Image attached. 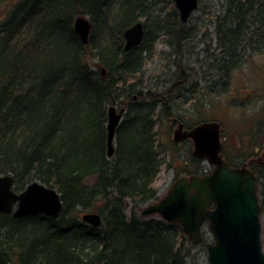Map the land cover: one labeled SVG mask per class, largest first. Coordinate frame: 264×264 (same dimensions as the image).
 <instances>
[{
    "label": "trees",
    "instance_id": "1",
    "mask_svg": "<svg viewBox=\"0 0 264 264\" xmlns=\"http://www.w3.org/2000/svg\"><path fill=\"white\" fill-rule=\"evenodd\" d=\"M223 3L219 11L227 14L215 19L219 42L225 21L226 42L264 30V0ZM0 14V176L11 174L17 193L39 182L57 190L63 202L57 218L0 214V264H206L198 250L205 237L194 244L178 223L140 215L159 201L154 185L164 157L170 155L172 169L183 157L173 141L165 149L164 126L171 131L175 117L188 130L206 122L199 113L190 120L194 114L176 115L175 87L143 90L156 41L145 39L123 51L125 30L156 17L162 19L155 30H164V45L177 43L173 49L180 50L189 30L174 0H0ZM78 17L92 25L88 44L75 32ZM248 61L219 70L221 78L229 80ZM119 104L126 114L109 158L107 113ZM259 133L264 139V131ZM185 157L176 180L207 174L191 148ZM253 172L264 245V166ZM83 211L100 214L102 226L82 223Z\"/></svg>",
    "mask_w": 264,
    "mask_h": 264
},
{
    "label": "water",
    "instance_id": "2",
    "mask_svg": "<svg viewBox=\"0 0 264 264\" xmlns=\"http://www.w3.org/2000/svg\"><path fill=\"white\" fill-rule=\"evenodd\" d=\"M183 24L188 23L199 7V0H174ZM75 32L84 44L91 35V23L86 17H78ZM125 50L140 46L144 41V27L136 23L124 32ZM104 75V72H103ZM124 109L119 113L108 112V155L115 154V139ZM192 139L194 156L206 160L213 170L204 176L192 175L179 178L168 194L159 202L148 205L142 217L159 216L170 223L182 226L188 239L194 244L202 241L201 229L205 222L214 237L207 244L208 264H264L263 222L257 192V176L247 166L232 168L223 158L221 125L206 122L190 132L179 129L174 141ZM63 210V202L57 190L39 182L16 193L14 179L0 176V212L13 214L15 219L45 214L57 217ZM83 220L93 227L102 225L98 214L84 215Z\"/></svg>",
    "mask_w": 264,
    "mask_h": 264
},
{
    "label": "rangeland",
    "instance_id": "3",
    "mask_svg": "<svg viewBox=\"0 0 264 264\" xmlns=\"http://www.w3.org/2000/svg\"><path fill=\"white\" fill-rule=\"evenodd\" d=\"M223 2L224 0H200L199 9L191 16L188 22V27L194 28L195 33L197 31L200 33L196 40L200 45L196 49V53L201 52L202 56L204 55L202 52L203 48L207 45L215 44L217 41L213 16L216 18L219 14L210 13L218 12L224 4ZM111 3L114 6L113 2ZM203 33H207L208 37L205 36L206 38L203 39ZM207 39V42L201 43ZM155 48L157 55L152 62L147 64L145 72L148 77H156V80L157 78H162V80L164 78L169 79L170 77L166 73L168 62L160 56L166 48L160 41L156 43ZM197 65L193 64L192 67L197 68ZM164 71L167 77H165V74L162 77H157L163 74ZM220 74L218 69L209 68L205 70V76L213 77L216 75L213 83L220 95L204 97L200 91L197 93L196 89L195 91L188 89L187 94L184 93L183 97L175 104V113L182 116V118L194 114L189 120L191 118L194 119L200 114L207 122H218L224 130V136L227 139L226 150L228 152L234 151L235 153L243 154L245 157L256 155V160L264 164V139L259 138L261 136L259 132L264 131V122H261V120L264 121V55H259L249 62H244L240 68L233 72L229 80L227 78L222 79ZM167 79L165 82L169 81ZM147 85L149 86L145 82L144 87L146 88ZM179 123L184 124L182 120L175 117L169 122V127L172 128L171 131L167 130V127L164 126L162 130V142L165 149L172 147L171 142L174 139V133L179 129ZM184 142H175L178 144L179 153L183 156L181 159L175 161V169L168 167L170 155L164 157L162 170L154 185L158 191L159 201L168 194L171 187L177 181L176 171L184 169L187 151L191 148V153L194 152L193 145L185 144ZM260 142L263 143L261 147H259ZM247 145L250 147L247 148ZM255 148L256 150H254ZM162 157L163 155L161 154ZM205 166L207 171L213 170V167L208 163H205ZM201 232L203 239L204 237L206 238V242L198 250L205 254L206 264H208L206 245L214 242L208 222H205Z\"/></svg>",
    "mask_w": 264,
    "mask_h": 264
},
{
    "label": "bare ground",
    "instance_id": "4",
    "mask_svg": "<svg viewBox=\"0 0 264 264\" xmlns=\"http://www.w3.org/2000/svg\"><path fill=\"white\" fill-rule=\"evenodd\" d=\"M174 3H175V1H174ZM198 9H199V7H198ZM220 10H222V7ZM211 14H227V13L225 11H219V13L216 12V13H211ZM213 17L215 20L216 19L215 16H213ZM143 21L144 20H142L140 22L144 27V40L150 39L152 41H156V43L158 41H160L164 44V35H163V33H161L164 30L163 31H160V30L156 31L155 30V29H157L156 27H159L162 19L160 17H156L154 19V21L149 22L147 25H146V22L145 21L143 22ZM214 22H215V33L217 36V41L215 42V44H210V45H207L205 48H203V50H202V52L204 53L203 56H202L201 52L196 53V49L200 46L199 43L196 42L197 36L200 33H199V31H197V33H195L194 28L188 27L189 31L183 34L181 41H180L181 42L180 50H177L176 48H175L176 50L173 49L177 43L173 44L172 46H168V45L165 46L164 45L166 50L164 52H162V54H164L168 58V60H167V62H168L167 70L168 71L166 70V73H168L170 78L169 79L164 78V80H162V78L161 79L157 78V80H156V77H153V76L148 77L147 76L144 78V83H143L144 89L143 90H145V91H148V90L165 91L166 90L167 91L168 90L167 87H169L173 91L174 87H175V91H174L173 95H174L176 101L181 99V97H183V94L189 91L188 89H190L191 91H195V89H196L197 93H199V91H200L201 95H204V97H210V96L214 97V96L220 95V93H218L219 91L216 89V86L214 85V83L211 84V80L213 78L211 79L210 76H205V70L206 69L214 68V70L218 69V71L219 70L221 71L224 69H228V65H230L231 68H234L238 64L237 61H241V60L244 61L247 59L249 61H251L253 58H255L259 55H264V30H262V31L260 30L261 32L257 31L256 34L253 33V37H251V38H249L248 34H246L244 38L233 37L230 42H226V40H225L227 38L226 33H227L228 29L230 28V26H229L228 22L225 21L222 23V26L220 27V30H222L223 38H222L221 42H219L218 41V34H217L218 27H216V25H217L216 20ZM91 30H92V25H91ZM205 36L208 37L207 33H203V36H202L203 39L206 38ZM205 41L207 42L208 39L204 40L201 43H205ZM138 47H140V46H138ZM138 47H135V48H138ZM135 48H133V49H135ZM153 48H154V51H156V48L155 47H153ZM133 49H131V50H133ZM123 51L125 53L130 52V51L125 50V44L123 47ZM145 55H146L145 52H143L142 58H144ZM140 56H142V55L140 54ZM193 64H198L197 68H193L192 67ZM146 66H147V64H146ZM100 70L102 72V75H103V72H104V75L106 74L105 67H101ZM164 74H165V71L163 72V74H161L160 76H157V77H162V76H164ZM165 77H167L166 74H165ZM180 78L185 79L188 83L182 82ZM205 78H207V79H205ZM166 79L169 80L168 82L171 81V83L169 84L170 86L165 84ZM145 82L147 84H149V86L147 85L146 88L144 87ZM168 82H166V83H168ZM206 83H208V84H206ZM186 84H188L187 86L190 88L186 87ZM191 93H193V92H191ZM120 101L123 102V99ZM121 106H122L121 104L115 105V106H110L108 109V112L111 108H113L116 110L117 113H119L120 110L124 109ZM125 114H126V110L124 109V113L122 115V119H121V122H120L118 128L122 124L124 117H125ZM107 118H108V113H107ZM108 124H109V118H108ZM108 124H107V132H108ZM107 148H108V141H107ZM115 149H116V146H115ZM108 157H109V155H108ZM8 175L12 176L11 174H8ZM13 179H14V187H15V178L13 177ZM62 211H61V213H62ZM0 214H6V215L13 216V214H7L4 212H0ZM92 214H98V213L87 212V211L84 212L83 211L81 213V217H80L81 220L80 221L82 223H84L85 225H89V226L93 227L90 223L85 222L83 220L84 215H92ZM40 215H45V214H40ZM59 215L57 217H59ZM98 215L100 216L102 224H103V217L100 214H98ZM45 216H47V215H45ZM47 217H49V216H47ZM57 217H52V218H57ZM95 228H98V227H95Z\"/></svg>",
    "mask_w": 264,
    "mask_h": 264
},
{
    "label": "flooded vegetation",
    "instance_id": "5",
    "mask_svg": "<svg viewBox=\"0 0 264 264\" xmlns=\"http://www.w3.org/2000/svg\"><path fill=\"white\" fill-rule=\"evenodd\" d=\"M190 21V20H189ZM188 21V22H189ZM140 22V21H139ZM138 23V22H137ZM135 25V24H134ZM142 45V44H141ZM140 45V46H141ZM184 128L186 129L185 125ZM189 131L188 129H186ZM186 140V139H185ZM190 140V139H187ZM221 141H222V146H223V157L224 159L229 163V165L233 168H242V167H249L251 170H253L254 166H264L263 163H259L256 160V155H249L248 157H245L243 154H238L235 153L234 151L228 152L226 150V144H227V139L224 136V130L221 128ZM191 144L193 145V142L191 141ZM247 148L250 147L249 145L246 146ZM245 149V148H244ZM247 153V152H245ZM194 156V155H193ZM195 157V156H194ZM196 158V157H195Z\"/></svg>",
    "mask_w": 264,
    "mask_h": 264
}]
</instances>
